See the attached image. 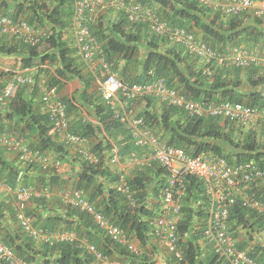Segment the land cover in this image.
Wrapping results in <instances>:
<instances>
[{
  "label": "trees",
  "instance_id": "1",
  "mask_svg": "<svg viewBox=\"0 0 264 264\" xmlns=\"http://www.w3.org/2000/svg\"><path fill=\"white\" fill-rule=\"evenodd\" d=\"M133 1L151 8L158 6L161 14L153 10L168 25L192 30L194 34L198 32L200 40L214 50L223 51L235 45L247 48L264 46V19L246 14L225 16L211 12L191 0ZM72 10L71 0H51L49 3L45 0H0V16L10 17L14 21L24 20L32 28L51 30L50 35L34 46L0 36V59H13V69L18 70L49 65L53 69V77L49 78L48 84L52 85L57 93L60 86L57 88L56 84L59 81L77 80L80 83V91L70 97H59L65 105L68 117L76 109L89 106L93 110V116H90L88 110L86 114L101 126L80 120L79 124H70L72 134L86 140L100 139L89 148L90 152L98 156L99 163L90 164L78 156L79 171L73 181L64 178L62 173L53 168L41 171L33 167L37 171V177L25 179L23 176V182L20 184L22 187L32 186V179H36L35 188L46 189L50 195L49 198L34 199L31 204L37 208L29 209L27 214L34 219L36 227L46 232H71L78 239L93 244L107 258L120 260L121 263L153 264L151 256L158 254L164 257L166 264H220L212 252H205L200 246L202 234L199 230L208 216L209 209L201 181L193 177L186 179L182 210L177 224L183 252L182 261H177L165 251L164 254L160 253L157 245L161 246L150 234V221L156 215V211L150 209V201L156 200L157 205L159 191L165 181L163 170L157 165L129 169L124 176V182L133 193L134 205L129 204L122 195V172H113L110 169L109 154L115 146L121 163H124L132 152L140 155L141 150L134 145L130 134L113 117L111 110L99 100L93 89V77L83 73L81 65L76 62L74 48L65 36L70 30ZM107 12H116L117 20L110 22L100 15L99 21L96 20L91 27V32L101 44L105 59L112 70L126 81H148V73L152 71L156 78L163 79L169 89L178 90L195 102L240 103L257 110L264 108L262 69L213 67L211 76H206L201 66L197 68V60L190 57L181 47L172 46L174 48L170 50H162L160 46L165 45V41L151 32L147 25L130 24L123 11ZM128 26L138 27V33L132 32ZM145 32L148 35L142 36ZM142 40H145L147 47L143 59L138 61L137 53ZM119 58L126 62L138 63L141 67L140 75L132 81L126 79L116 66ZM1 75L9 76L7 73ZM3 87L4 84L1 83L0 92ZM26 89L30 90L20 86L11 98L0 104V135L8 134L12 130L19 138H22L23 133L36 136L37 144L34 148L50 153L60 162L66 160V145L54 140L46 115L37 112L33 102V97L39 93L38 86L31 88L29 97L26 96ZM140 116L144 125L167 146L182 148L193 157L209 154L223 158L228 164L252 162L258 168L264 169V125L253 131L251 127L245 128L247 131L239 134L244 128H237L230 122L217 118H190L183 111L165 105L157 112L149 109L147 104ZM259 135L263 136L262 141L258 140ZM5 171L7 174H4ZM18 174L19 171L9 165L1 164L0 181L8 187L14 189L17 186ZM68 189L81 190L87 200L106 218L118 226L127 237L138 242L143 253L134 255L127 249L112 244L94 225L89 215L64 204L61 193ZM247 192L255 200L264 203V181L252 185ZM255 212L242 201H238L229 210L228 225L234 237L241 231L246 236L240 240L238 248L245 250L246 245H250L248 256L257 264H264V244L258 240L259 235L264 232V216ZM12 216L14 217V213ZM196 226H199V230H196ZM0 232L3 243L19 258L31 264H98L78 248L76 243H58L52 246L36 244L24 234L20 226L12 234L3 231L1 227Z\"/></svg>",
  "mask_w": 264,
  "mask_h": 264
},
{
  "label": "built area",
  "instance_id": "2",
  "mask_svg": "<svg viewBox=\"0 0 264 264\" xmlns=\"http://www.w3.org/2000/svg\"><path fill=\"white\" fill-rule=\"evenodd\" d=\"M211 12L225 16L236 17L243 14L264 19L263 0H191ZM72 17L70 20L71 46L80 67L93 77V89L99 100L107 106L113 117L128 131L134 145L141 150L140 155L132 152L128 165L132 168L159 166L164 172V184L158 195L156 215L150 221V234L155 237L165 253L171 254L177 261H182L183 252L180 247V236L177 224L182 210V198L185 194L186 179L196 178L203 183L205 196L208 200V216L199 230L201 242L207 251L217 257L220 264H257L251 259L247 250L238 248V243L246 237L241 231L233 236L228 225L229 210L238 201L264 216V203L249 195L247 190L252 185L264 181V169L258 168L252 162L228 164L226 160L209 154L196 157L184 149L167 146L144 125L140 116V104L146 99H153L167 107L183 111L190 118H217L234 124L237 128H252L257 130L264 125V108L257 110L240 103H199L195 102L178 90L169 89L162 78H156L150 71V80L145 82H129L112 70L106 61L101 44L92 35L91 27L99 15L109 11H123L130 24L143 23L149 30L166 43L181 47L190 57L197 60L202 72L211 76L212 68H238L246 70L257 67L264 71V46L247 48L235 45L223 51L210 48L196 37L194 31L173 27L163 21L151 8L133 0H71ZM51 34V30L30 27L24 20H12L0 16V36L19 41L27 46L38 44L42 38ZM47 71L53 76L49 65H40L31 69L15 70L4 68L0 71L9 74L0 83L4 87L0 92V104L11 98L20 87L33 88L38 86L39 101L42 112L46 115L51 131L61 143L71 147L75 153L90 164H98L99 158L87 148V140L70 132L69 117L65 105L59 98L56 89L48 84L49 78L41 74L35 78L33 71ZM2 74V73H1ZM2 81V82H1ZM93 91V90H92ZM92 122L100 126L98 122ZM101 127V126H100ZM5 149L16 154L18 161L25 166L36 167L41 171L49 168L63 173V165L57 159H52L47 153L27 144L22 138L12 134L0 135V150ZM108 164L121 168V158L114 146L109 154ZM120 177V190L126 201L134 205L132 192L124 182L126 172ZM0 188L15 196L14 217L24 234L36 244L76 243L87 255L98 264H129L104 256L93 244L84 239H78L68 231L46 232L34 225V219L27 214L31 202L36 198H49L46 189L35 187L10 188L0 181ZM64 204L90 216L94 225L107 237L112 244L127 249L134 255L143 253L138 242L132 239L114 225L101 211L90 203L84 193L78 189L65 190L61 193ZM153 264H166L162 255L153 256ZM0 264H31L19 258L14 251L2 241L0 232Z\"/></svg>",
  "mask_w": 264,
  "mask_h": 264
},
{
  "label": "crops",
  "instance_id": "3",
  "mask_svg": "<svg viewBox=\"0 0 264 264\" xmlns=\"http://www.w3.org/2000/svg\"><path fill=\"white\" fill-rule=\"evenodd\" d=\"M152 7L156 12L158 11L157 13H159V14L162 13L160 11V9L158 8V6H152ZM106 13L107 12H105L101 15H104ZM99 17H100V15L96 19L97 21H99ZM107 20H109V19H107ZM116 20H117V15L113 16L109 21L114 22ZM128 29H131V31L134 33H138V27H136V26L135 27H133V26L129 27L128 26ZM195 34H196L197 38L200 39L199 33L195 32ZM143 35H148V34H147V32H145V34H142V36ZM172 46L173 45L166 43L165 45H161L160 47L162 50H164V49L170 50V49L174 48ZM146 47H147V45H146L145 40H142V42L140 43V46H139L140 50L137 53V60L138 61H141L143 59ZM76 62L80 65V63L78 62V59H76ZM116 66H117L118 70L121 71V73H123L125 75V78L130 80V81H132L133 78H135L136 76L140 75L141 67L138 63H134L133 61L126 62L125 60L119 58L116 61ZM197 68H200V66L197 65ZM15 70H18V69H15ZM83 73H85V72L83 71ZM31 74L33 76H35V78H37L38 76H41V74L45 75V77L50 78V79H51V77H53V76L49 77V72H47V71L42 72L41 70L33 71V72H31ZM2 83L4 84V82H2ZM58 86H60V89L58 90L59 97H64V96L70 97L71 95H74L76 93V91H78V90L80 91V83L77 80L65 81V82L59 81L58 84H56L57 88H58ZM26 96L27 97L30 96V90L26 89ZM33 102L35 104L37 112L43 113L42 112V106H41V103L39 101L38 95L33 97ZM94 102H96V101H94ZM147 104H149V109L157 111V112H159V110L164 106V104H161L160 102H158L156 100H147L146 99L144 102H142L140 104L139 109H141V111L143 112ZM86 110L90 111V113H91L90 116H93V110L89 106H85V108H82V109H76L73 114L69 115L70 124L71 125L79 124V120H80V122L82 121L83 123H85L86 120L89 119L88 115L86 114ZM93 121H95V120H93ZM8 134L18 135L16 132H14V131L12 132V130L9 131ZM50 134L56 142L61 144L59 138L52 131H50ZM22 139L27 144H29L30 146L35 147L37 144V137L33 136V135H29L28 133H23ZM99 140L92 141L91 139L90 140L88 139L87 140V148L89 149L90 147L94 146V143L97 144V142ZM66 147H67L66 148L67 149V158H66V160L62 161V165L64 168L62 176L66 179H69L70 181L71 180L73 181V179H75V177H76L77 172L79 171V163H78L79 159H78V155L75 153V151L71 147H69V146H66ZM48 156H50L52 159H55L50 153H48ZM66 161H67V163H66ZM3 163L5 164V166L9 165L10 167L19 171V174H18L19 176H18V179L16 181L17 186L15 188H17L18 186H21L20 184H21V182H23L24 177H25V179L37 177L36 176L37 171H35L33 169V167L29 168L28 166L23 165L22 163H20L18 161L16 154H14L13 152H9L5 149L0 150V166ZM110 169L112 170L111 166H110ZM120 169L127 172V170L130 169V167L128 165V161L121 163ZM4 174H7V171H5ZM32 181H33L32 186L35 187V185H37L36 184L37 180L32 179ZM32 186H29V187H32ZM14 202H15L14 194L11 192L10 193L6 192L5 190L0 188V227L3 231H8V234H12L13 232L16 231L17 228H19V226L15 220V217L12 216V213H14L13 212L14 211ZM155 202H156V200L154 201L153 199L150 201V209L153 211L154 210L156 211L157 210L156 208L158 207V204L156 205ZM36 208L37 207L34 204H31L29 207V209H32V210H34ZM41 213L43 215L45 214V212H41ZM54 213H56V212H54ZM57 213L59 214L61 212H57ZM258 240L262 244H264V232H262L259 235Z\"/></svg>",
  "mask_w": 264,
  "mask_h": 264
},
{
  "label": "rangeland",
  "instance_id": "4",
  "mask_svg": "<svg viewBox=\"0 0 264 264\" xmlns=\"http://www.w3.org/2000/svg\"><path fill=\"white\" fill-rule=\"evenodd\" d=\"M46 1V3H49L51 0H45ZM117 15V13L116 12H107L106 14H104L103 16L106 18V19H111L113 16H116ZM65 36L69 39V42H70V44H71V35H70V33L67 31L66 33H65ZM140 50V49H139ZM0 65L1 66H3L4 68H10V69H13L14 68V62H13V59H6V58H1L0 59ZM1 73H3V72H1L0 71V74ZM3 77V79H5V78H7L8 76L6 75V76H2ZM3 79H0V80H3ZM30 89V88H29ZM31 90V89H30ZM239 131V130H238ZM247 130L244 128V129H241L240 131H239V134L240 133H245ZM238 133V132H237ZM261 134V133H260ZM260 136V135H259ZM258 136V140L259 141H262L263 140V136L261 135L260 137ZM242 137H243V135H242ZM242 137H240V138H242ZM111 168H112V170L114 171V172H122V171H120L119 169H118V167H114V166H111ZM129 170H127V172H128ZM244 238V236H241V238ZM133 240V239H132ZM134 242H136L137 243V241L134 239L133 240ZM154 242V241H153ZM157 245V244H156ZM200 246L202 247V250H204L205 252H206V248H204L203 247V243L200 241ZM157 248H158V250H159V252L160 253H162V254H164V250H163V248H161V247H159L158 245H157Z\"/></svg>",
  "mask_w": 264,
  "mask_h": 264
},
{
  "label": "clouds",
  "instance_id": "5",
  "mask_svg": "<svg viewBox=\"0 0 264 264\" xmlns=\"http://www.w3.org/2000/svg\"><path fill=\"white\" fill-rule=\"evenodd\" d=\"M72 17V16H71ZM11 40V39H10ZM14 41V40H13ZM2 78V75L0 74V79ZM2 82V81H1ZM1 84V83H0Z\"/></svg>",
  "mask_w": 264,
  "mask_h": 264
}]
</instances>
